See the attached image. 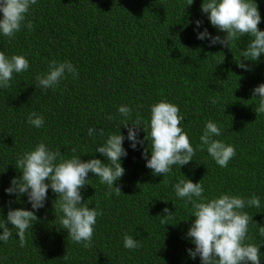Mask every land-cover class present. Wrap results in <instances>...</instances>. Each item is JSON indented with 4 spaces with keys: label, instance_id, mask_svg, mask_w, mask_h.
Instances as JSON below:
<instances>
[{
    "label": "trees",
    "instance_id": "16d2710c",
    "mask_svg": "<svg viewBox=\"0 0 264 264\" xmlns=\"http://www.w3.org/2000/svg\"><path fill=\"white\" fill-rule=\"evenodd\" d=\"M202 2L37 0L27 15L31 31L25 27L11 41L0 35V51L22 55L30 65L14 75L10 87L0 88L2 218L9 208L32 210L26 196L17 200L4 191L20 175L14 166L20 155L44 142L65 158L103 160L95 149L108 135L120 129L127 137L118 113L122 105L133 110L131 121L139 119L146 132L153 104L166 100L179 106L180 126L196 149L189 164L154 176L142 158L144 148L152 147L150 138L135 150L125 139L128 155L121 160L126 172L114 184L122 194L106 195L107 186L91 173L90 185L81 190L85 203L103 213L97 217L92 246L84 248L67 237L60 224L59 197L49 189L45 206L36 212L38 222L26 232L25 245L20 246L15 228L7 243L0 241V264H201L187 252L195 247L186 238L195 219L192 207L174 191L175 184L187 179L200 181L209 199L223 194L260 199L259 208L244 209L254 220L245 243L260 246L264 264V236L259 233L264 226V114L256 115L259 100L252 98L253 89L264 83V54L258 62L245 61L252 67L245 71L237 63L249 37L233 41L230 48L209 47L207 39H197V31L205 28L213 36L224 35L201 12ZM256 3L258 27L264 31V0ZM196 20L202 21L198 30ZM52 60L70 61L78 77L66 74L45 92L35 86L36 76L45 73ZM33 112L44 117L43 127L28 123ZM210 120L222 132L214 138L236 150L227 167L218 166L198 147ZM89 128H103L105 136L90 137ZM145 136L141 129L139 139ZM166 207L174 212L168 225L161 224L159 216ZM125 235L138 240L140 247L126 249Z\"/></svg>",
    "mask_w": 264,
    "mask_h": 264
},
{
    "label": "clouds",
    "instance_id": "9594fccd",
    "mask_svg": "<svg viewBox=\"0 0 264 264\" xmlns=\"http://www.w3.org/2000/svg\"><path fill=\"white\" fill-rule=\"evenodd\" d=\"M36 3L37 0H0V35L11 41L23 28L31 31L33 24L27 20V15ZM192 4L193 0H188V6ZM201 12L207 14L210 24L224 34L213 36L207 28L202 32L197 31V39H207L209 47L219 44L230 48L233 41L241 37L250 38L247 47L240 53L237 66L251 71V65L245 61L258 62L264 54V31L258 27L261 15L256 0H203ZM195 24L194 30H198L202 21L196 20ZM29 66V61L24 56H7L0 51V88L10 87L14 75L28 71ZM66 74L78 77V71L70 61H49L47 71L36 76L35 86L45 92L54 89L66 78ZM252 98L259 100L254 111L256 115L264 114V83L253 89ZM132 111L126 105L118 108V113L123 117L121 125L127 128V137L120 129L119 134L108 135L105 142L95 149V153L104 157L103 160L92 158L84 161L81 156L75 155L65 158L61 150L53 151L44 142L20 155L14 165L19 169L17 171L20 175L12 178L4 191L9 196L15 195L17 200L26 196L32 210L9 208L4 219L0 208V229H3L0 241L7 243L13 235L11 229L15 228L20 246L25 245L26 232L38 222L36 212L45 206L51 189L59 197L58 207L62 213L60 224L67 231V237L82 244L84 248L91 247L97 217L103 213L85 203L81 190L90 185L91 173L99 178L101 184L107 186L106 195L110 197L113 191L116 195L122 194L121 187L114 184L126 172L121 160L128 155L123 147L125 139L131 142L130 147L135 150L150 138L152 147L144 148L142 158L154 176H165L172 171L173 166L181 168L193 161L196 149L180 126L183 117L179 106L166 100L153 104L147 132L140 126L139 119L131 121ZM108 119L112 117L109 116ZM28 123L39 129L44 126L45 121L42 115L33 112L29 114ZM141 129L146 133L144 139H139ZM221 134V128L213 121H208L198 147L200 150L206 149L215 163L223 168L236 156V150L234 146L214 138ZM88 135L104 137L105 132L103 128H89ZM72 152L75 153L76 149L73 148ZM174 191L177 197L191 205L192 217H195L186 233V238L195 246L194 249H187L191 259L199 257L201 264H261L260 246L245 243L249 223L254 220L244 209L246 206L259 208L260 199L257 196L244 199L223 194L209 199L204 195L205 189L200 181L193 183L189 179L175 184ZM173 213L167 207L164 208L163 214L159 215L161 224H170L168 221L173 219ZM9 224L11 228L8 227ZM259 233L264 236V226H259ZM124 247L135 250L140 244L132 236L125 235Z\"/></svg>",
    "mask_w": 264,
    "mask_h": 264
}]
</instances>
